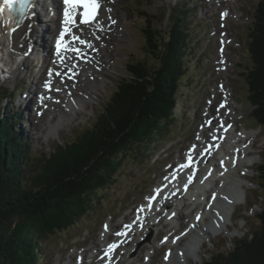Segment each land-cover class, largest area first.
Segmentation results:
<instances>
[{"label":"rangeland","instance_id":"1","mask_svg":"<svg viewBox=\"0 0 264 264\" xmlns=\"http://www.w3.org/2000/svg\"><path fill=\"white\" fill-rule=\"evenodd\" d=\"M177 1H115L117 4L112 7L115 8L113 18H109L110 22L116 19L111 33L114 41L112 39L105 44L109 52L108 56L111 57H106V59L110 58L108 62L112 65L109 68L105 67L98 60L95 62L99 64L98 67H101L100 70L91 65L93 71L100 73L97 75L98 87L94 91L93 98L82 103L77 113L71 117L67 116L62 119L58 114L52 117L51 107L41 110L40 112L43 111L42 117H39V109L42 108H38V97L31 92L33 100H29V110L30 106L33 107L32 101L35 103L34 108L30 112L24 106L25 114L21 113V121L18 120L16 125L20 132H23L25 142L31 145L33 156L41 157L44 154H50L58 144L64 143V139L75 138L78 133L85 130L88 123L98 119L101 104L110 98L120 81L121 74L125 72L123 65L145 57L142 27L146 24L148 16H156L154 24L159 28L166 24L170 25L173 21L170 7L175 8ZM191 1L193 5L188 15V23H191L190 44L194 45V49L189 57V67L197 79H193L187 87L182 89L183 92H181L176 108L179 118L169 124L156 142L143 145L138 151V156L127 155L123 158L115 176L116 179L93 195L90 206L75 224L55 234L49 235L48 231L44 232V237L40 241L41 254L36 264H76L79 255L82 254L89 264L93 261L92 254L104 251L109 242L116 241L117 232L125 228V223L133 221L139 208L146 205L148 197L166 180L165 177L179 165L180 161H185L187 155L194 151L191 149L195 146L196 151L200 153L201 146L208 145L206 141H201V145H198L201 140L200 135L207 127L213 132L215 126L207 119L212 120L213 114L222 108L221 101L226 94H228L230 105V114L226 115L228 121L234 123L238 132L247 131L249 136L253 135L254 144L250 153L254 164L246 163L248 172L244 177L249 183L260 181L259 168L264 160V129H261L254 119V106L251 102L249 78H247L248 68L252 66V62L247 51L248 44H246L247 33L250 32L249 28L253 21L251 16L254 15V7L258 0ZM165 11L167 14H164ZM225 13L227 15H224ZM164 15L165 17H162ZM42 17L45 18V14ZM59 17L60 14H57L56 20ZM48 23L52 24L51 21ZM47 35L41 36L39 41L43 38V44H45ZM262 48L264 49V43L261 44ZM40 59L39 57L34 59V56L29 57L24 64L28 67H23L22 71L19 69L18 74H5V80H2L3 76L0 75L1 92L12 94L6 100L1 98L0 106H8V110L9 105L18 110L22 109L18 106L17 99H22V94L25 96L29 87L37 88V93L41 92L42 88L39 87L48 71L47 65ZM36 80L40 82L37 86L34 84ZM28 117L33 118V122L30 119L28 122ZM25 123H29V126L24 127L23 131L22 126ZM207 135L210 137V134L207 133ZM228 143L227 141L226 144ZM217 155L212 152L208 159L216 158ZM242 170L238 169L239 175ZM181 177L185 178L183 175ZM247 181L243 182L246 198L238 202L227 229L203 239L204 244L198 252L199 255L190 256L189 261L184 264H202L205 257L215 256V254L217 256L219 251L227 254L225 251L233 249L236 239L250 238L249 234L259 228L258 214L262 210L259 207L262 202L260 187L258 185L253 187ZM208 194L210 196L212 191ZM185 199L186 203L184 202L179 207V219L169 222L162 218L148 234H152L150 240L138 246L139 249H136L135 253L136 258L127 264H144L143 261L148 252L153 255L148 257L149 264H164L167 249L166 247L160 248L159 241L168 235H181L188 231L191 219L197 216V204H194L189 196ZM200 204L203 208L205 202ZM150 220L158 222L159 218L153 216ZM210 221L211 218L207 219L208 223ZM106 224L112 227V231L105 230L109 234L107 241L104 233ZM191 237V234L185 235L183 240H180L182 241L181 246L186 247ZM128 247H132V242L122 246L117 252L120 253L122 249H128ZM125 256H127L126 250L121 254V257ZM168 264L180 263L173 260Z\"/></svg>","mask_w":264,"mask_h":264},{"label":"trees","instance_id":"2","mask_svg":"<svg viewBox=\"0 0 264 264\" xmlns=\"http://www.w3.org/2000/svg\"><path fill=\"white\" fill-rule=\"evenodd\" d=\"M256 3L246 41L252 62L247 78L254 119L264 129V0ZM192 5L178 0L170 7L168 26L159 28L156 16H148L142 27L145 57L123 65L125 72L101 104L98 119L50 154L33 156L16 125L21 112L0 106V264H36L44 232L75 224L93 195L116 179L123 158L138 156L179 118L182 89L197 79L189 67ZM9 97L0 90V99ZM259 169V228L250 238L236 239L227 254L219 252L202 264H264V160Z\"/></svg>","mask_w":264,"mask_h":264},{"label":"bare ground","instance_id":"3","mask_svg":"<svg viewBox=\"0 0 264 264\" xmlns=\"http://www.w3.org/2000/svg\"><path fill=\"white\" fill-rule=\"evenodd\" d=\"M115 1L116 0H102L103 9L99 18L94 21L93 24L86 25V27L72 25L70 27V32H65V30L62 29V17L56 20V15L62 14L66 8L63 6L61 0H45L43 4L46 7H42V9L36 8L30 19L18 27L13 34H11L10 29H8V27L13 26L7 25V27H5L0 22V37L6 39L10 43L4 47V51L5 54H7L5 58L8 57L9 68H7L13 74H18L19 69L22 71V69H24L23 67H28L24 64L31 56H34V59L36 57L41 58L40 61L42 63L47 62V57L52 56L53 61H48V67L50 65L51 70L46 77L42 78L44 81L41 83V85L44 86L43 90H45V92L42 91V93H51L50 100H47L44 104L45 107H51L52 117L57 114L62 119L67 118V116L71 117L77 113L82 103L93 98L95 94L94 91L98 87L97 75H100L99 72L93 71L91 68V65L94 66L95 69L96 66L99 65L95 61H100L105 67H111L112 64L108 62L111 57L108 56L109 52H107L108 50L105 48V44L112 39L114 41L113 35L111 34L113 32L114 22H110L109 18H113L112 14L115 12V8L112 7L114 4H117ZM43 14H45L46 19L42 17ZM5 16H7V12L0 13V17ZM49 21L52 22L51 25L48 23ZM31 22L33 25L29 26ZM28 28L31 29L30 33L27 31ZM60 30L66 33L68 39L67 50L58 53L57 49L54 47L52 38L54 39ZM78 33L82 35L81 40L84 41V43L77 42L72 38ZM95 34H99L100 37L97 39ZM46 35V43L43 44V38L40 41L39 39L41 36L45 37ZM22 44L23 46H21ZM29 45H33L32 51H29ZM78 49H80V51H78ZM22 55L24 56L23 60L21 59L19 66H17V59L21 58L19 56ZM83 55L85 59L81 61L80 56ZM55 57H61L62 60H55ZM106 57L110 58L106 59ZM52 62H54V65H52ZM55 70L60 72L59 77L54 74ZM39 83L38 80H36V83L34 81L35 86L39 85ZM32 88L33 87H29L25 96L22 94V99H17L18 106L22 108L26 106L27 110L30 112L33 107L31 108L30 106L29 110V100H33V95L37 91V88ZM39 88L42 87L40 86ZM9 94L12 96L11 92H9ZM227 95L228 94H226V96ZM226 96H223V100L227 102L226 106L213 114L212 124L215 126L213 132H211L212 129L208 127L204 128L200 135L201 140H199V142L197 141L198 145H201V141L208 142L210 146H213V154H218L217 157L208 159L209 156L200 157L201 152H197V157H195L191 165L185 161H180L183 167L181 170H183V175L186 177L184 182L188 183L187 187L185 183L181 185L180 181H174L171 183L174 184L171 186V188L174 187L172 193H170L171 189L165 193L156 209L151 210L148 207H143L137 211V215L133 219V232L127 236L124 235L123 230L127 229L126 227L121 230V234H118V239L127 237L123 241L124 244L126 242H132V247L126 249L127 256L121 257V253L108 256L106 252L102 250L98 254L91 255L93 261L89 264H101L103 261H110L112 264H120L121 262L127 264L130 260H134L137 256L135 253L142 244L147 242V237H149L148 234H150L162 218L169 222L179 219V207L183 205L186 200L185 198L188 196L194 204H197V216L191 219V227L188 231H185L182 235H168L160 241L159 246L166 245L168 248V252L165 254L166 262H164V264H168L173 260L179 261L180 264H184L189 261L190 256L199 255L198 252L204 244L203 239L214 236L228 227L238 202L246 198V189L243 187V182L247 181V179L244 175H247L248 172L246 163L249 165L254 161L250 153V149L254 143L252 142L253 135L249 136L247 131L238 132L234 123L228 121V116L226 115L230 114V105L228 96ZM32 103L35 105L33 101ZM41 106L44 105L41 104ZM29 119L30 121L33 120V118L28 117V122ZM214 121H217V123H214ZM49 122L51 123V121ZM27 126H29V123L23 124V131ZM207 133L210 134V137H208ZM227 141L229 142L228 144H226ZM225 145L227 146L225 147ZM201 147L203 148L205 146ZM241 168H243V170ZM238 169L242 170L241 172L239 171L241 175L238 174ZM244 170H246V172ZM178 189H180V195L176 197L173 192ZM209 191H212L210 196L208 194ZM201 202H205L203 208L201 207ZM153 216L158 217L159 221L150 220ZM209 218H211V221L208 223L207 219ZM195 224L196 227L193 228L192 225ZM107 229L112 231L111 225L107 227ZM104 233L105 240H109V234L107 232ZM187 234H191L192 237L189 239L186 247H183L180 245V240H183ZM107 249L108 247L106 246L104 250ZM123 250H125V248ZM150 256L153 255L148 252L146 259L143 261L144 264H149L148 257ZM85 259L83 254L79 255L76 264H87Z\"/></svg>","mask_w":264,"mask_h":264},{"label":"snow or ice","instance_id":"4","mask_svg":"<svg viewBox=\"0 0 264 264\" xmlns=\"http://www.w3.org/2000/svg\"><path fill=\"white\" fill-rule=\"evenodd\" d=\"M4 3L9 6L15 8L18 4L21 9H30L32 5V0H4ZM64 3L69 7H66L64 10V23H65V32H70L71 29L69 25H75L76 21L74 19L75 15H80L81 24L90 25L95 21L97 11L100 8L99 0H64ZM71 9V11L69 10ZM2 10V9H0ZM224 15H227L226 13ZM74 39L79 40L78 37H73ZM61 40L64 39V33H61ZM80 43H84V41H79ZM61 48V44L57 42L58 53ZM47 86V85H46ZM119 234V233H118ZM116 247L115 245L112 248ZM111 251V248L109 249Z\"/></svg>","mask_w":264,"mask_h":264}]
</instances>
